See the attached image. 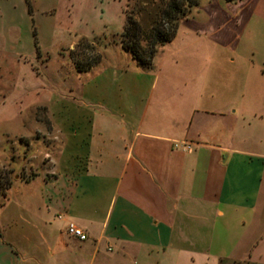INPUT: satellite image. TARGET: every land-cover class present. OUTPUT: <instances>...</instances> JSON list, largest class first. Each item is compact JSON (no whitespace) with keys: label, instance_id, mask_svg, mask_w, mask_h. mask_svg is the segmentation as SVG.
I'll list each match as a JSON object with an SVG mask.
<instances>
[{"label":"crops","instance_id":"obj_1","mask_svg":"<svg viewBox=\"0 0 264 264\" xmlns=\"http://www.w3.org/2000/svg\"><path fill=\"white\" fill-rule=\"evenodd\" d=\"M251 2H201L197 16L182 22L210 38L211 51L196 40V48L170 51L171 59L150 69L137 64L140 81L108 82L104 71L91 90L83 84V93L106 94L93 102L97 109L78 113V128L33 114L47 126L36 124V136L53 147L30 154L34 137L22 135L26 164L3 196L20 201L26 230L11 237L34 250L26 264L264 259V249L257 251L264 243V153L237 139L249 119L264 115V97L252 94L254 86L264 92V81L251 74L264 78V61L237 51L258 11ZM70 221L86 240L66 232Z\"/></svg>","mask_w":264,"mask_h":264},{"label":"rangeland","instance_id":"obj_2","mask_svg":"<svg viewBox=\"0 0 264 264\" xmlns=\"http://www.w3.org/2000/svg\"><path fill=\"white\" fill-rule=\"evenodd\" d=\"M166 1L0 0V204L5 200L3 192L7 184L13 176L22 175L26 164L24 151L28 147L22 142V135L34 137L30 154L53 147L52 143L36 136L34 126L44 122L36 121L33 114L46 113L53 122L60 118V122L78 128V113L97 109L93 102L101 98L97 96L106 94L83 93V84L91 90L99 84L104 71L108 82L143 79L137 62L121 41L126 10L146 34L156 21L162 22ZM208 1L201 0L202 4ZM251 1L250 6L258 11L241 32L237 51H248L249 57L259 63L264 61V16L259 14L264 9V0ZM197 8L181 20L171 40L159 45L153 64L171 59L170 51H191L197 47L196 40L204 51L215 48L210 38L199 36L189 26L181 27L184 20L197 16ZM218 51L225 50L219 48ZM97 54L99 60L93 70L77 69L73 57L85 63L95 59ZM251 74L252 81H264L260 71ZM252 94L258 100L264 97L263 89L255 86ZM248 122L246 136H241L239 131L237 139H247L242 143L252 152L264 153V115L253 116ZM85 127L80 128V134L86 132ZM66 142L59 145L62 147ZM80 147L84 145L79 144L77 150ZM80 158L75 160L76 164L81 163ZM36 160L34 156L37 164ZM13 203H7L5 209L0 207V264H26L34 252L30 247H21L11 237L26 230V223L19 219V199ZM261 245L257 251L264 249V243ZM247 264H264V259H252Z\"/></svg>","mask_w":264,"mask_h":264},{"label":"trees","instance_id":"obj_3","mask_svg":"<svg viewBox=\"0 0 264 264\" xmlns=\"http://www.w3.org/2000/svg\"><path fill=\"white\" fill-rule=\"evenodd\" d=\"M228 2H235L237 0H226ZM201 0H167L165 7L162 9V22L156 21L148 33L144 34L139 22L132 16L127 14L124 30L122 33V44L137 62V64L144 68L150 69L153 66L154 57L159 45L171 40L181 23V20L190 16L192 10L199 7ZM165 24L167 26L165 27ZM76 67L79 71L90 70L99 60V55L91 61L81 63L79 59L74 58ZM9 182L3 192L10 187Z\"/></svg>","mask_w":264,"mask_h":264},{"label":"built area","instance_id":"obj_4","mask_svg":"<svg viewBox=\"0 0 264 264\" xmlns=\"http://www.w3.org/2000/svg\"><path fill=\"white\" fill-rule=\"evenodd\" d=\"M189 147V145H188ZM66 232L80 240H86L88 238L87 232L76 223L70 221L67 225Z\"/></svg>","mask_w":264,"mask_h":264}]
</instances>
